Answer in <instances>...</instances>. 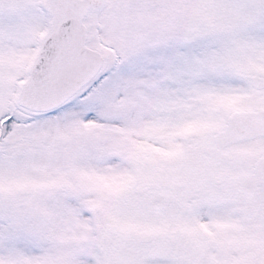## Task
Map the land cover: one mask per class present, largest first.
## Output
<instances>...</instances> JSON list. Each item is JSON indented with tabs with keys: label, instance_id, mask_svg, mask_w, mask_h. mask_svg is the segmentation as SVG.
Returning <instances> with one entry per match:
<instances>
[{
	"label": "snow or ice",
	"instance_id": "snow-or-ice-1",
	"mask_svg": "<svg viewBox=\"0 0 264 264\" xmlns=\"http://www.w3.org/2000/svg\"><path fill=\"white\" fill-rule=\"evenodd\" d=\"M0 264H264V0H0Z\"/></svg>",
	"mask_w": 264,
	"mask_h": 264
}]
</instances>
